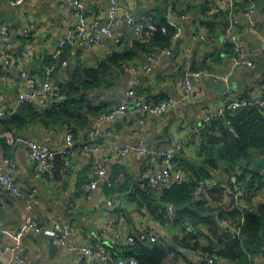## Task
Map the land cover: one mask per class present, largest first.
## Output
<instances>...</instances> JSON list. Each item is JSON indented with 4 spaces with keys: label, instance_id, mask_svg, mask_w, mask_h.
Returning a JSON list of instances; mask_svg holds the SVG:
<instances>
[{
    "label": "crops",
    "instance_id": "1",
    "mask_svg": "<svg viewBox=\"0 0 264 264\" xmlns=\"http://www.w3.org/2000/svg\"><path fill=\"white\" fill-rule=\"evenodd\" d=\"M238 3L244 8L253 6L261 30L259 35L250 32L248 19L243 15L245 9H240ZM80 7L88 14L89 34L96 33L103 21L109 20L107 13L110 0H80ZM121 7L125 18L114 26L116 37L106 39L103 44H89L71 39V32L79 20L72 13L69 0H26L20 5L11 0H0V19L9 30L8 40L0 41V53L7 51L11 55L9 65H5L0 55L3 63L0 69V105L7 103L14 108L20 92L29 89V79L38 83L49 79L62 87L64 82H61V78L68 79L77 66L83 69L97 67L110 55L124 51L125 42L136 37L126 15L138 16L142 25L146 23L148 26V17L155 16L157 22L165 19L170 25L174 24L177 35L170 46L172 53L167 55L164 53L165 48L154 47L150 54L160 53L159 60L151 64L150 73H140L138 93L141 98L156 101L172 97L177 100V107H172L165 115L135 114L130 106L124 115L103 122L98 134L93 137L90 134L96 130L104 114L98 119L90 118L86 126L75 124L76 131L66 121L52 127L39 125L30 129L27 133L29 138L53 150L71 148L73 167L70 171L62 168L61 179L52 170L54 161L49 173L37 177L35 163L29 158V148L24 144H5L0 138V160L8 157L16 162V168L7 166L6 171L16 178L24 194L23 198L13 197L0 189V244L11 248L20 243L26 255L25 263L21 264L95 262L94 259L70 254L66 247L55 241L54 245L49 243V237L37 234L28 227L31 219H36L45 227H51L56 222L71 225L76 229L71 241L77 245H84L90 240L99 241L103 226L114 218L117 219L113 224L114 229L136 236L144 225L165 234L172 242L179 231L174 232L170 224H161L153 219L146 210L139 211L138 205L128 199L135 185L141 182V174L159 170L162 167L159 152L169 147H175L177 152L183 140H191L192 135L196 136L194 126L201 124L208 114L217 111L225 103L224 93L219 94L209 82L212 76L215 83L222 81L228 85L233 99L240 95L256 99L263 94L264 0H180L178 3L121 0ZM234 16L238 23L233 36L228 37L226 30ZM28 26H33L34 30L29 37H23L21 33ZM64 41L70 46L67 44L66 47L68 57L61 60V44ZM229 42L246 54L254 65H234L232 56L225 53H222V58H218L217 52L226 48ZM150 54H141L129 64H148ZM63 61L67 62L65 66ZM182 62L185 63L181 65ZM129 64L125 65L124 71L120 68L113 70L112 77L116 79L113 86H107L92 95L94 99L104 100L107 107L103 112L117 108L119 96L128 89ZM205 64L206 67H203ZM203 70H207L208 75L193 77L192 73ZM228 74L229 81L226 82L223 76ZM186 80L191 82L189 89L184 85ZM38 103L42 111L52 105L51 100ZM71 131H75L73 139L68 136ZM139 138L142 140L139 141ZM139 142L147 144V154L133 152L124 155L112 150L114 146ZM198 143V139H195L189 146L178 149L181 151V154L177 153L180 165L183 169L188 168V173L183 170L187 177H196V171L191 167L197 160ZM96 164L103 165L106 174L98 178V189L94 197L88 199L85 186L94 177ZM230 179L228 172L218 170L214 180L208 182L215 184L219 181L223 186L229 184ZM124 183H127V188H124ZM33 189L37 191L34 199L30 197ZM152 194L156 196L160 193L152 190ZM116 195L117 199L122 200L121 205L130 212L133 222L119 215L116 209L105 207L114 205ZM110 200L112 205L108 204ZM211 201L214 205L215 200ZM261 205H264V186L251 202V207L256 210ZM167 209L172 211L170 207ZM9 230H20L22 236L16 240ZM255 259L259 264H264V255L256 256ZM0 264L20 263H13L12 254L0 253ZM167 264L187 263L184 256L172 253Z\"/></svg>",
    "mask_w": 264,
    "mask_h": 264
},
{
    "label": "trees",
    "instance_id": "2",
    "mask_svg": "<svg viewBox=\"0 0 264 264\" xmlns=\"http://www.w3.org/2000/svg\"><path fill=\"white\" fill-rule=\"evenodd\" d=\"M237 6L246 10L240 3ZM154 23L157 21L155 16H152V24ZM161 23L160 28L143 24L141 34L125 42L124 51L110 55L97 67L83 69L77 66L68 79L62 77L61 82L64 83L62 87L59 86L65 98L59 103L55 101L56 103L42 111L37 101L30 102L19 105L12 113H7L1 121L3 132L11 131L15 135L28 137L27 133L32 127H52L62 121H66L76 131L75 124L86 126L90 118L98 119L101 115L104 114L101 116L104 117L115 110L116 108H113L103 112L107 107L104 100L94 99L92 95L98 90L114 85L116 79H113L112 72L115 68L124 71L126 64L139 58L141 54H150L154 47L171 49L176 30L165 19ZM163 29H166V32ZM67 44L61 48V60L68 57ZM236 50L237 48L229 42L226 48L217 52L218 58H222V53L232 56ZM203 67H206V64ZM138 95L141 97L139 93ZM232 97L231 93L225 94V101L228 98L230 101L248 99L242 95L235 99ZM168 98L153 101L161 102ZM98 104L101 105L97 106ZM200 136V150H197V160L191 167L196 171V177H188V180L182 183L176 182L168 189L163 187L156 196L152 194L155 189L141 179L128 197L138 205L139 211L146 210L153 219L161 224H170L171 230L179 232L175 233L172 242L165 238L162 244L144 241L141 235H136L134 242L128 246H113L112 250L117 251L120 257H133L137 259L138 264H167L169 256L173 253L176 256H184L186 263L192 264L194 253L198 252L215 256L222 264H251L257 260L256 256L264 255V205L257 210L250 206L242 211L236 207L212 205L210 199H214V203L223 200L224 188L219 181L210 184L212 189L208 191L207 196L200 197L197 193L198 182L214 180L218 170L229 173V184H232L234 176L239 181L245 180L246 199L250 203L260 192L264 186V106H245L236 112L226 109L222 116L211 121ZM191 137L192 144L196 136ZM1 141L7 143L3 137ZM179 160L177 156V165L182 168ZM182 170L188 173V168ZM109 186H112V183ZM123 186L127 188V183ZM168 207L172 208V211H168ZM116 212L126 217L130 223L133 222L130 212L122 205ZM223 217H229L232 221H239L244 217L241 234L223 231L219 223ZM185 252L191 253V256Z\"/></svg>",
    "mask_w": 264,
    "mask_h": 264
},
{
    "label": "built area",
    "instance_id": "3",
    "mask_svg": "<svg viewBox=\"0 0 264 264\" xmlns=\"http://www.w3.org/2000/svg\"><path fill=\"white\" fill-rule=\"evenodd\" d=\"M14 4H22L26 0H11ZM148 1V0H143ZM152 1H171L178 3L180 0H152ZM232 2L242 1V0H231ZM247 1V0H243ZM69 5L72 9V13L78 18L79 23L76 28L71 32V39H75L82 42H87L89 44H103L106 39H113L116 37L114 32V26L119 24L125 17L122 15L121 0H110V8L108 11V24L103 26L94 34H89L90 27L88 25V14L84 9L80 7V0H69ZM243 15L248 19L250 32L254 35H259L261 33L260 27L257 23V19L254 13L253 6H248L244 11ZM126 20L128 24L133 28V31L138 37L143 29V25L139 20L138 16L126 15ZM238 21L235 16L232 18L229 27L226 30V36L232 37L234 34V29L236 28ZM149 27H153L152 17H148ZM170 26H174L171 24ZM34 30L33 26H28L22 31L23 37H29ZM166 32V29H163ZM9 37V30L4 26L3 21L0 19V41H7ZM177 38V35L174 36V40ZM67 44V41H64L61 44L63 48ZM7 52V51H6ZM1 54L4 58L5 65H9L10 53ZM164 53L167 55L172 53V50L165 48ZM159 54L149 55L150 62L148 64H139L133 63L129 65V87L124 91V93L118 99V107L115 110H112L109 114L104 117H101L99 123L97 124L96 130L91 132V137L98 134L99 128L103 122L106 120H114L118 116L124 115L129 107H133V112L135 114L145 115L148 113H155L158 115H165L169 109L172 107H177V100L170 97L161 102H155L151 99H143L138 95V89L140 87V73H150L152 71L151 64L156 63L159 60ZM1 58V57H0ZM232 60L234 65L247 64L253 66L254 63L251 59L248 58L240 49H237L236 52L232 55ZM185 62H182L184 64ZM2 61L0 60V69L2 68ZM66 61L63 62L65 66ZM25 74V73H24ZM193 77L199 78L202 76L208 75L207 70L198 71L192 73ZM229 74L224 75V81H229ZM264 80V78H262ZM43 82V83H42ZM40 83L33 79H29V89L25 92H20L18 95L17 106L14 108L10 104L4 103L0 105V138L3 137L8 143L11 144H24L29 148V158L35 163L36 175L37 177H44L47 173L50 172L52 163L56 155L59 153L63 159V169L64 171H70L73 167L71 148L61 147L59 150H53L47 145L35 141L29 137L15 135L11 131L3 132L2 119L6 116L7 113H12V110L16 109L19 105L30 103L51 100L53 103H59L64 100L65 95L62 92L59 85L54 84L51 80L47 79ZM187 89L191 88V82L186 80L184 83ZM263 94L256 99H245V100H232L228 98L227 101L219 108L217 111L207 115L204 118V121L201 124H196L194 126V131L196 134V140L198 139L201 143V133L202 131L210 125L211 121L219 118L223 115L226 109L236 112L238 109L259 104L264 106V84ZM230 94L229 89L224 92V95ZM56 101V102H55ZM70 139H73V135L70 133L68 135ZM189 143V144H188ZM191 144V140H183L178 149H183L184 147ZM112 150L115 153L120 154H130L133 152H139L141 154H147L149 148L146 143L139 142L134 145L127 146H114ZM197 150H200L198 148ZM159 158L161 159L162 167L155 172H144L141 174V179L147 181L151 187L155 190H162L161 188H170L176 182H184L188 180V177L183 172L182 168L177 165L176 157L177 152L175 147H169L159 152ZM16 168V162L11 158L4 157L0 160V189L7 192L13 197L23 198L24 194L21 190L16 178L9 174L6 171V167ZM106 174V169L101 164H96L94 167V177L87 183L85 186L86 194L88 199L94 197V192L98 189V178ZM111 185V183H109ZM223 200L217 201L215 205L221 206L224 208L227 207H236L242 211L248 204L247 192L245 190V180L239 181L236 176L232 179V184L223 185ZM212 187L209 182L204 180L198 182L197 193L200 197L207 196L208 191ZM37 191L35 189L30 193V197L34 199L36 197ZM109 205H112V200L108 201ZM245 221L244 217H241L239 221H232L229 217H223L220 219L221 229L227 233L240 235L242 232V226ZM117 222V219H111L106 223L100 233L101 240L99 242L87 241L84 245L74 244L71 239L73 234L76 232L75 228L71 225H63L61 223H54L51 227H45L41 222L36 219H31L28 222V227L35 231L37 234L43 235L45 237L53 238L54 241L64 248L66 247L70 254L80 255L87 259H94L95 262L87 261L86 264H138L137 259L133 257L122 258L119 253L114 252L113 246L121 245L128 246L134 242V235L127 234L120 229H114L113 224ZM3 234H6L5 231H2ZM9 233L14 236V239L18 240L22 236L20 230H9ZM139 235L145 241H149L155 244L164 243V239L167 238L165 234L152 230L144 225L139 229ZM106 242H105V240ZM0 253H10L13 257V263H25L26 255L24 253V247L17 243L13 247H3L0 244ZM192 264H222L221 260L215 256H206L202 253H194ZM251 264H259L256 261H253Z\"/></svg>",
    "mask_w": 264,
    "mask_h": 264
},
{
    "label": "water",
    "instance_id": "4",
    "mask_svg": "<svg viewBox=\"0 0 264 264\" xmlns=\"http://www.w3.org/2000/svg\"><path fill=\"white\" fill-rule=\"evenodd\" d=\"M133 13H138V11H133ZM107 15H108V13H107ZM108 18H109V17H108ZM107 23H108V20L105 19V20L103 21V24H102L101 28H102L103 26L107 25ZM153 27H155V28H156V27H157V28H160V27H162V23H161V22L154 23V24H153ZM101 28H100V29H101ZM176 56H177V55H176ZM214 81H215V79H214V77L212 76V77L209 79V82L213 85L214 89H216L217 92H218L219 94H223L226 90L229 89L228 85H227L225 82H222V81H216V83H215ZM229 91L232 92V90H230V89H229ZM138 140L140 141V140H142V138H139ZM177 153H178V154H181V151L177 149ZM53 161H54V166H53V169H52V170H53L54 174L56 175V177H57L58 179H61V178H62L61 170H62V168H63V159H62V156L58 153V154L56 155V157L54 158ZM113 202H114V205H113V206H108V205H106L105 207H106L107 209H110V210H115V209H117L118 207L121 206L122 200H121V199H117V195H116V196H114V200H113ZM48 242L51 243L52 245H54V244H53V243H54V239H53V238H50V239L48 240Z\"/></svg>",
    "mask_w": 264,
    "mask_h": 264
},
{
    "label": "rangeland",
    "instance_id": "5",
    "mask_svg": "<svg viewBox=\"0 0 264 264\" xmlns=\"http://www.w3.org/2000/svg\"><path fill=\"white\" fill-rule=\"evenodd\" d=\"M189 144V143H188ZM189 146V145H188ZM197 146H199L198 144L196 145V148ZM211 203V202H210ZM251 206V203L248 201V204L246 205V207H250Z\"/></svg>",
    "mask_w": 264,
    "mask_h": 264
}]
</instances>
